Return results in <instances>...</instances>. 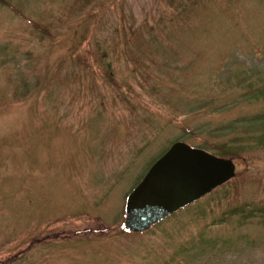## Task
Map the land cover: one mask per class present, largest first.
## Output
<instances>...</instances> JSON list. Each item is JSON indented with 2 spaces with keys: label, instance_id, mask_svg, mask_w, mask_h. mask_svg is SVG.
Wrapping results in <instances>:
<instances>
[{
  "label": "rangeland",
  "instance_id": "obj_1",
  "mask_svg": "<svg viewBox=\"0 0 264 264\" xmlns=\"http://www.w3.org/2000/svg\"><path fill=\"white\" fill-rule=\"evenodd\" d=\"M175 142L233 177L125 231ZM0 264H264V0H0Z\"/></svg>",
  "mask_w": 264,
  "mask_h": 264
},
{
  "label": "water",
  "instance_id": "obj_2",
  "mask_svg": "<svg viewBox=\"0 0 264 264\" xmlns=\"http://www.w3.org/2000/svg\"><path fill=\"white\" fill-rule=\"evenodd\" d=\"M234 175L229 159L217 158L184 143H173L126 196L124 228L142 233L209 194Z\"/></svg>",
  "mask_w": 264,
  "mask_h": 264
},
{
  "label": "trees",
  "instance_id": "obj_3",
  "mask_svg": "<svg viewBox=\"0 0 264 264\" xmlns=\"http://www.w3.org/2000/svg\"><path fill=\"white\" fill-rule=\"evenodd\" d=\"M3 3V2H1ZM204 147L200 146L198 147V149H202L204 151H206V149H211L210 154L214 155L215 157H219V158H225L224 155H226L227 157L231 158L230 155L228 154H223V149L219 148L218 146H216L215 144H209L208 146L206 144L203 145ZM207 152V151H206ZM209 153V152H208ZM214 192V191H213Z\"/></svg>",
  "mask_w": 264,
  "mask_h": 264
}]
</instances>
